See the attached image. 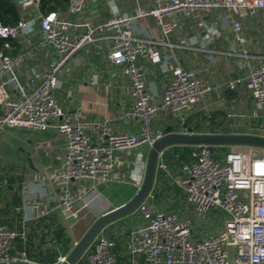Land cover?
Returning a JSON list of instances; mask_svg holds the SVG:
<instances>
[{
  "label": "built area",
  "instance_id": "obj_1",
  "mask_svg": "<svg viewBox=\"0 0 264 264\" xmlns=\"http://www.w3.org/2000/svg\"><path fill=\"white\" fill-rule=\"evenodd\" d=\"M39 0H29L36 10L40 28V47L51 46V56L41 82L32 89L18 80L15 67L22 53L9 55L0 50V132L10 128H33L59 131L65 138L62 168L56 171L65 182L89 180L94 184L111 181H131L140 186L143 173L132 176L128 170L117 169V152L149 147L167 132L154 123L161 111L169 113L178 128H183L187 116L197 111L211 87L204 84L195 69L177 60L169 68V76L158 101L146 85V62L162 64L164 56L159 44L172 45L169 36L179 24V16H193L196 12L225 9L240 42L242 18L264 12V0H152L148 8H138L134 14L121 13L113 0H108L110 14L102 21L84 19L76 22L68 16H78L88 0H71L65 11L39 10ZM154 19L161 38L154 41L134 29V20ZM29 23L20 20L16 25L0 21V36L16 39ZM75 29H79L77 35ZM77 32V31H76ZM211 28L205 37L218 34ZM108 44L107 57L131 82L132 103L124 117L139 121L138 132H114L106 119L61 120L64 111L55 97L62 70L73 55L87 45L102 41ZM6 46H10L6 43ZM244 57H251L248 50ZM249 66L246 76L227 83L229 88L245 84L258 109L264 108V53L257 65ZM7 78L3 80V76ZM5 84H13L17 94L8 97ZM264 117V115H260ZM251 133L264 135V123ZM191 160L182 162L180 176H175L160 154L158 170L164 172L184 191L187 212L163 210L154 202L152 192L138 207L143 223L130 230L128 252L142 256L144 264H264V151L249 149H213V145H193ZM221 147V146H215ZM158 173V172H157ZM35 209L42 211L40 201L33 200ZM66 216L77 218L82 206L66 198ZM217 215L218 227L198 228L199 215ZM209 215V216H210ZM197 217V218H195ZM219 222V223H218ZM18 232L0 222V262L31 261L24 250L16 249ZM77 241L73 243L75 245ZM115 239L100 232L85 252V264H117ZM66 255L58 258V263Z\"/></svg>",
  "mask_w": 264,
  "mask_h": 264
},
{
  "label": "crops",
  "instance_id": "obj_2",
  "mask_svg": "<svg viewBox=\"0 0 264 264\" xmlns=\"http://www.w3.org/2000/svg\"><path fill=\"white\" fill-rule=\"evenodd\" d=\"M17 1L22 2V20L28 22L29 26L15 39L19 47L18 53L23 55L21 62L15 67V73L25 88L32 89L41 82L55 50L51 46L38 45L41 33L35 6L29 0ZM113 1L121 13L128 14H134L140 7L148 8L152 3V0ZM109 14L108 0H88L82 14L68 17L76 22L84 19L102 21ZM228 14L225 9H215L196 12L191 17L179 16V24L169 36L172 45H158L164 62H146V85L152 94V101H158L170 74L169 68L177 60L185 67L195 69L202 82L211 87L205 100L198 105V110L225 109L231 132H252L264 123V117L260 116L264 115V108L256 107L245 84H238L232 89L227 83L236 77L246 76L249 72V66L246 65L248 62L250 66L259 63V56L264 53V12L242 18L241 36L245 38L244 42L238 40ZM211 28H217L219 33L211 38L205 37ZM134 29L138 34L154 41L161 38L159 27L153 18L149 21L135 19ZM73 31L77 35L79 29ZM107 48L108 44L103 39L93 42L87 48L79 49L64 66L60 85L54 90L64 111L60 119H84L91 122L107 119L114 132H138L139 121L124 117L125 109L132 103L131 82L108 59ZM244 49L248 50L251 57L242 55ZM6 78L7 75H4L3 80ZM17 91L13 84L4 85V92L8 97L15 96ZM154 123L162 128L176 126V120L163 111L157 114ZM0 136V156L7 158L3 163H14L5 171H10L11 176L16 173V177L22 176L20 184L10 185L6 180H0V221L9 227H17L21 222L29 228L28 226L36 225L40 216L53 215L65 227L71 237L70 243L73 244L100 214L128 201L137 189L130 180L102 184H94L89 180H62L56 171L62 168L65 138L56 129L10 128L0 132ZM145 148L117 152V169L128 170L132 176H139V170L137 172L131 167L135 162V155ZM167 163L175 176L181 175V164L174 165L168 160ZM158 173L168 179L169 184L178 188L180 194H170L166 204L156 203L154 197L156 205L166 211L187 212L184 191L164 172L158 170ZM15 192L19 195L17 203L6 198V194ZM31 195L40 198L42 211L37 212L30 201ZM66 198L72 199L76 206H82L77 218L65 215L63 200ZM177 201L180 206L171 207ZM139 214L141 217L140 212ZM128 216L109 224L104 233L109 237L110 234L114 235L119 264H144L142 256L135 258L128 252L130 231L127 234L122 225ZM14 217L16 221L12 223ZM137 225L139 224L134 226ZM43 245L46 247L50 242Z\"/></svg>",
  "mask_w": 264,
  "mask_h": 264
},
{
  "label": "trees",
  "instance_id": "obj_3",
  "mask_svg": "<svg viewBox=\"0 0 264 264\" xmlns=\"http://www.w3.org/2000/svg\"><path fill=\"white\" fill-rule=\"evenodd\" d=\"M20 1V0H19ZM22 1V0H21ZM71 0H39V10L47 13L51 10L65 11ZM22 2L17 0H0V21L6 25H16L24 18ZM9 43V47L6 46ZM0 50L9 55H15L19 52L18 43L15 39H6L0 36ZM183 128L191 129L194 132H212L223 133L230 131L228 127V113L225 109H214L206 111L204 109L190 113L182 126ZM175 127L168 126L163 128L165 132L176 130ZM192 145H173L168 147L164 152L165 160L174 165L181 164L191 160ZM213 149L227 150L228 146L215 147ZM8 184L18 183L22 181V176H11L7 180ZM180 194V190L171 184L161 173H157L155 185L152 194L155 197L156 203L166 204L162 199L168 200L172 193ZM8 200H13L17 203L19 195L15 192L6 194ZM163 202V203H162ZM167 202V201H166ZM180 206L179 201L173 202L171 207L177 208ZM7 221V220H3ZM16 221L15 217L12 223ZM3 223L2 221H0ZM4 224V223H3ZM19 222L17 227H11L18 232L24 231V236L18 235L15 238L16 249L24 250L29 260L40 264H58V258L61 255H67L73 247L71 237L55 216H40L36 225L28 226ZM130 230L127 231V234ZM114 239V235L110 234ZM116 238V237H115ZM50 242V245L44 247V243ZM116 252V251H115ZM117 254V253H116ZM118 258V256H117ZM86 259L83 256L78 264H85ZM119 264V258L118 263Z\"/></svg>",
  "mask_w": 264,
  "mask_h": 264
},
{
  "label": "water",
  "instance_id": "obj_4",
  "mask_svg": "<svg viewBox=\"0 0 264 264\" xmlns=\"http://www.w3.org/2000/svg\"><path fill=\"white\" fill-rule=\"evenodd\" d=\"M173 145L251 146L264 149V135L251 132H188L170 131L157 139L148 149L142 183L134 195L123 204L100 214L77 240L65 259L58 264H78L96 236L109 224L138 210L139 205L152 192L158 172L160 154ZM0 264H40L34 261L0 262Z\"/></svg>",
  "mask_w": 264,
  "mask_h": 264
},
{
  "label": "rangeland",
  "instance_id": "obj_5",
  "mask_svg": "<svg viewBox=\"0 0 264 264\" xmlns=\"http://www.w3.org/2000/svg\"><path fill=\"white\" fill-rule=\"evenodd\" d=\"M1 137V136H0ZM233 148L235 149H249V146H233ZM257 151H264L263 148H257ZM147 154H148V148L146 147L145 150L143 149L142 151L140 150L136 155H135V162L133 163V166L131 167V169H135L136 171L139 170V173H143L145 172V166H146V159H147ZM4 156V155H3ZM0 156V180L4 181L7 180L9 177H11V175H9L10 171H5L7 170L6 168L9 167L11 168V166H13V164L10 163H3L7 160L6 157ZM16 168V166H15ZM4 169V170H3ZM2 170V171H1ZM138 172V171H137ZM17 175V173L15 174V176ZM176 195H179L178 193ZM40 201V198L31 195L30 196V201ZM163 202L167 203V200L162 199ZM41 202V201H40ZM162 202V203H163ZM208 215H199L198 218L200 219V224L198 225V228H200L201 226L204 228H210L212 227L211 231H215L218 227L217 224V215H214L213 212H211ZM197 218V217H195ZM127 221L122 224L123 225V229L128 231L130 230L132 227H135L134 225L136 224H141L143 223V218L141 219L139 212L135 211L134 213H132L131 215L128 216V218L126 219ZM219 223V222H218Z\"/></svg>",
  "mask_w": 264,
  "mask_h": 264
}]
</instances>
